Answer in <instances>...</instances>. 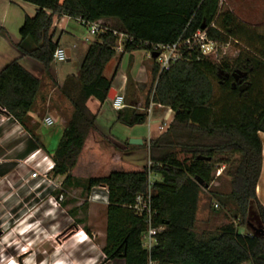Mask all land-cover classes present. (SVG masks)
<instances>
[{"label": "trees", "instance_id": "16d2710c", "mask_svg": "<svg viewBox=\"0 0 264 264\" xmlns=\"http://www.w3.org/2000/svg\"><path fill=\"white\" fill-rule=\"evenodd\" d=\"M36 8L26 17L20 30L18 49L22 56L41 64L46 74L53 62L58 43L53 41L56 16L94 23L114 19L119 32L131 38L123 52L170 46L179 39L205 33L208 40L227 46L242 45L231 62L214 61L197 49L167 71H160L153 60L150 74L154 83L150 101L173 112L167 130L148 142L145 148L150 167L138 172H111L89 179L87 191L106 190V230L102 249L106 262L146 264H264V207L256 197L262 168V145L258 126L264 119V36L248 29L229 11L221 9V0H16ZM30 45L24 46V42ZM117 36L111 31L97 35L88 46L79 73L68 77L59 87L71 104L72 114L61 140L51 156L52 176L70 180L96 117L87 108L90 98L100 104L107 101L112 80L103 76L106 64L115 57ZM230 72L246 73L248 84L242 92L232 87L233 79L223 80ZM220 76H222L220 78ZM221 81V82H220ZM214 83L217 85L215 91ZM41 81L14 60L0 71V110L24 125L35 104ZM217 92V94H215ZM146 112H117V120L128 127L143 124ZM28 151L44 150L30 135ZM127 144V143H126ZM179 155L188 158L180 161ZM29 156V155H28ZM229 165L226 189L210 191L222 209L229 207L231 219L240 221L250 233L240 234L233 224L216 234L198 237L193 230L200 194L213 182L212 172ZM158 179L149 183V175ZM200 180L203 185L197 183ZM149 191L151 226L163 228L148 253L141 245L147 230L145 216L134 211L138 196ZM254 216L256 223L251 222ZM253 232V229H256Z\"/></svg>", "mask_w": 264, "mask_h": 264}, {"label": "rangeland", "instance_id": "374dc122", "mask_svg": "<svg viewBox=\"0 0 264 264\" xmlns=\"http://www.w3.org/2000/svg\"><path fill=\"white\" fill-rule=\"evenodd\" d=\"M25 6L13 7L19 17L29 14L35 8L31 4ZM221 9L229 11L251 31L264 36V0H221ZM64 17L56 16L57 19ZM102 25L114 30L121 29L112 23ZM118 25L120 26L119 23ZM20 27L21 25L6 28L10 30L9 35L15 38ZM65 31L81 42L88 38L92 43L96 38L89 36L88 29L80 26L74 19L68 22ZM67 36L69 35H64V39ZM1 44L3 40L0 36ZM84 44L90 45L85 42ZM119 47L117 41L116 55L106 64L103 76L112 80L114 89L123 95L127 106L130 105L129 109L123 110L125 113L133 111L148 114L150 105L147 106L146 102L150 101L154 87L150 71L149 75L147 73L153 66L150 53L145 50L122 52L117 50ZM242 49V45L237 46L232 43L222 47L218 45L211 58L214 61L224 60L231 63ZM52 67L61 77L66 72L65 69L71 66H67L64 62L53 63ZM45 76L43 81L52 82L49 72ZM122 76H130L133 82L145 80L146 77L148 79L143 88H137L136 84L134 86L130 81L125 90L121 91ZM214 86L216 91L215 83ZM133 101L138 105L131 107ZM88 108L96 117L95 127L98 131L88 134L76 165L69 173V182L64 183V177L56 178L59 190L64 195L60 207L51 206L50 197H56V193L33 192L32 183L25 182L30 171V165L25 162L27 158L13 162L14 168L8 175L0 174V263L14 260L18 264H121V262H106L102 252L105 243L106 204L100 203V198L106 195V190L103 187H94L87 191V182L89 179L105 177L111 172H134L141 171L142 165L148 167L150 162L146 159L145 149H135L133 147L138 146L129 145V141L133 139L132 136H141L146 140L148 131L162 124L164 129L160 131L163 134L167 130L165 126L168 125V117L161 113L153 115L150 113L144 124L131 128L117 120V114L110 103L99 110V102L90 99ZM151 112L161 111L151 109ZM0 113L4 112L0 110ZM37 123L36 131H0V173L3 172V169L1 170L3 161L15 160L25 148L28 151L30 135L37 137L50 156L55 153L63 131H60L58 124L48 127L43 121L37 120ZM148 142L144 141L141 146H147ZM123 143L127 144L123 146ZM128 154H135V157L130 158ZM186 158L188 157L178 156L180 161ZM229 167L226 164L215 167L212 172L214 180L211 187L202 189L193 230L198 237L212 236L228 224H233L238 232L250 233L245 227L240 226V221L234 222L231 219L229 207L222 209L219 202L213 200L210 194L212 190L226 189L229 182L226 171ZM218 169L221 170V175L216 177ZM156 179L158 177L150 173V180ZM94 195L100 197L97 198L100 202L92 201L95 199ZM215 205L217 208L214 207ZM251 222L256 223L254 216L251 217ZM78 233L85 240L84 243H79L75 238ZM53 248H56L60 258L66 259L68 263L51 262ZM24 250L29 252L19 256Z\"/></svg>", "mask_w": 264, "mask_h": 264}, {"label": "crops", "instance_id": "0c3cea01", "mask_svg": "<svg viewBox=\"0 0 264 264\" xmlns=\"http://www.w3.org/2000/svg\"><path fill=\"white\" fill-rule=\"evenodd\" d=\"M13 7H20L21 8V7H26V6H25V3H21V2L16 1V0H0V36H1V39L3 40V44L0 45V71L6 65H8L10 62H12L14 60H18L19 64L27 72H29L33 76L37 77L38 79H40L41 87H40L39 93L37 95L35 104L33 105L32 109L28 113L26 123L24 125L15 123L9 118V116H7L4 113H0V131H36L37 126H38L37 120L43 121V123H44V120L47 117L51 118V120L53 121V124L51 126H48V127H53L54 125L58 124L60 126V131H63V129L66 127V125H67V123L71 117L72 106L60 94L59 87L62 86V84L64 83V81L68 77L78 75L81 62H82V60L85 56V53L87 51V48L89 46V45L88 46L85 45L84 42L89 43V44H91V42L88 38H86L87 40L84 39V41L81 42L77 38H75L73 35L66 33L65 28L68 27V22L71 21L72 19L65 18V17L60 18V19H54V21H53V30H54L53 31V41L58 43V48H62L66 51L67 59L65 61V64L67 66H71V67H68L67 69H65L66 72H64V74H62V76L59 77L58 72H56L52 67L53 63L54 64H57V63L52 62V64L49 67V75H50L49 78L54 83H52L49 80L43 81V79L46 77L45 76L46 72L44 71L43 66L41 64L31 60L30 58L22 56L21 52L17 48L21 42L20 41L21 39L19 36V31H18V36L15 38H12L9 35L10 30L8 28H6L7 26H14V27L15 26L19 27V25L22 26L26 17L31 18L35 15L36 8L31 10L29 12V14L26 13L22 17H19V15L13 9ZM74 20L80 26L85 27L79 20H76V19H74ZM97 22L101 23V24L112 23L113 25L117 26L118 29H120V26L118 25L117 21L114 19L105 18V19H101ZM20 28H19V30H20ZM66 34L71 36V38H69V36H67L68 39L67 38L64 39V35H66ZM25 45L27 47H29L30 43L26 41V42H24V46ZM150 58H151V56H150ZM59 63H64V62H59ZM149 71H151V67L147 71L148 75H149ZM115 74H116V72H115ZM147 79H148V77H146L145 80H142V81L136 80L135 82H133L132 79L130 78V76L129 77L128 76L127 77L122 76V84H121L120 89H121V91H124L126 86L129 84L130 81L132 82V84L134 86L136 84L137 88L138 87L143 88V85L145 84ZM55 83H56V85H55ZM111 89L116 91L114 89L113 85L111 86ZM116 93H117V91H116ZM60 97L63 99H61ZM90 99H93V98H90ZM90 99L87 101V108H88V102L90 101ZM107 103H110V106H111V101H108V100L103 104L99 103V110ZM137 105H138V103L133 101V104H131V107H135ZM124 106L125 107L119 112H123V110L130 108V105L127 106L125 101H124ZM149 107L150 108H149L146 119L149 118L150 113H151V115H153L155 113L156 114L157 113L164 114L165 116L168 117V121H167L168 125L165 126L168 128V126L171 123L172 118H173V113L171 112V110L165 109L164 107L158 106L155 104H150ZM111 108H112V106H111ZM151 109H154V111H161V112H151ZM88 110L91 112V110L89 108H88ZM115 112L117 114L118 111H115ZM138 125H142V124H138ZM163 125L164 124L157 126L153 130H149L146 140L142 139L141 136H135V137L132 136V138L133 139H140L143 142V144H144V141L148 142V141L154 140L162 134V132L160 131V128L164 129ZM135 126H137V125H135ZM135 126H133V127H135ZM133 127H131V128H133ZM96 131H98V130L96 127H94V129L91 132L95 133ZM258 136L260 138L261 145H262V168H261V173H260V177L258 180V184L256 187V197H257L258 202L264 207V134L258 132ZM123 144H124L123 146H125L126 143H123ZM141 149H145V148H141ZM145 151H146V149H145ZM43 152L45 154H47L49 157H51L46 152L45 148H44ZM32 153L33 152H27L26 148H25L23 150L22 154L19 155V157L16 158L15 160L3 161L4 165H1V167H2L1 170L3 169L2 170L3 172H1L0 174L3 176L8 175L11 172V170L14 168V166L12 165L13 162H17L18 160L25 159L28 157V155H30ZM146 153H147V151H146ZM128 157L134 158L135 154L129 155ZM146 159H147V157H146ZM8 162H10V163H8ZM144 166L145 165H142V168ZM134 172H138V171H134ZM27 179H28V175L26 177V181H27ZM92 201L93 202H100L99 200H92ZM100 203H102V202H100ZM245 229L248 230L247 227H245ZM239 233L245 234L242 231H239ZM84 242L85 241L79 242V243H84ZM51 256H52L51 262H53V263H68V261L66 259L60 258V256L56 252V248H53ZM121 264H123V262H121Z\"/></svg>", "mask_w": 264, "mask_h": 264}, {"label": "built area", "instance_id": "2783aa9c", "mask_svg": "<svg viewBox=\"0 0 264 264\" xmlns=\"http://www.w3.org/2000/svg\"><path fill=\"white\" fill-rule=\"evenodd\" d=\"M81 23L88 29V34L91 37H96L97 35L111 31L114 36H117V41L120 44V47L117 50H122V52L124 44L127 41H131V38L125 35L123 32H119L110 27L103 26L101 23ZM217 46L218 44L207 39L205 33L196 32L191 38L185 40L179 39L176 43L170 46H154L153 53H150V56L151 54H157V57L154 61L159 66V70L167 71L173 63L180 59H183L186 52L197 49V51H199L202 56L211 57L215 54V49ZM52 59L55 63L65 62L67 59L66 51L62 48H57L53 54ZM111 106L115 111H121L125 107L123 95L117 92L111 101ZM44 123L46 124V126H51L53 124V121L51 120V118L47 117L45 118ZM160 130H162V128H160ZM25 162L30 165V171L26 183L33 184V192L48 191L49 194L56 193V197H50V200L52 201L51 206L54 208L60 207L61 203L63 202L64 195L59 190L56 179L52 176V171L54 168L52 158L45 154L43 150L38 149L30 154ZM149 167L150 163L147 168ZM220 175L221 170L218 169L216 172V177H219ZM152 182L153 181L150 180L149 175V183L151 184ZM93 197L95 198L94 200H98L97 198H100L98 197V195H94ZM100 201L104 204H107L106 195L101 197ZM214 207L217 208V205H215ZM134 211L137 216H145L146 218L148 227L147 230L141 235V245L143 249L149 253L156 243L155 237L163 230V228L161 227L153 228L151 226V218L153 214L151 211L149 191L146 195L138 196L136 198ZM75 238L78 242L84 240L81 238L80 233L76 234ZM146 264L158 263L149 260Z\"/></svg>", "mask_w": 264, "mask_h": 264}, {"label": "water", "instance_id": "95a60500", "mask_svg": "<svg viewBox=\"0 0 264 264\" xmlns=\"http://www.w3.org/2000/svg\"><path fill=\"white\" fill-rule=\"evenodd\" d=\"M156 57H157V54H151V59L152 60H155ZM240 75H241V77H245L246 76L245 73H241ZM244 89H245L244 87H241V89L239 91L242 92ZM115 94H116V91L111 89L109 94H108L107 100L108 101H112V99L115 96ZM258 132L264 134V119L260 122V124L258 126ZM142 144H143V142L140 139H131L129 141V145H131V146H141ZM197 183H198V185L200 187L203 185V183L200 180H197ZM203 187H204L205 190L208 189V185H205ZM255 230H257V228L253 229L252 231L255 232Z\"/></svg>", "mask_w": 264, "mask_h": 264}, {"label": "flooded vegetation", "instance_id": "af4514ba", "mask_svg": "<svg viewBox=\"0 0 264 264\" xmlns=\"http://www.w3.org/2000/svg\"><path fill=\"white\" fill-rule=\"evenodd\" d=\"M240 74H241V72L240 73H237V74H234V73L230 72L229 74H226L224 77L220 76V78L222 77L223 80L224 79L225 80H228L231 77L233 79L232 87H236V88H238V90H240L241 87H244L246 89V85L248 84V81L246 80L247 74L245 73L246 74L245 77H241Z\"/></svg>", "mask_w": 264, "mask_h": 264}, {"label": "bare ground", "instance_id": "6f19581e", "mask_svg": "<svg viewBox=\"0 0 264 264\" xmlns=\"http://www.w3.org/2000/svg\"><path fill=\"white\" fill-rule=\"evenodd\" d=\"M83 241H85V240H82V241H80V242H83ZM29 252V250H24V251H22V253L19 255V256H23V255H26L27 253ZM10 262V263H9ZM1 263H3V264H18L16 261H14V260H10V261H4V262H1ZM0 263V264H1Z\"/></svg>", "mask_w": 264, "mask_h": 264}]
</instances>
